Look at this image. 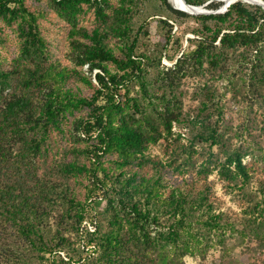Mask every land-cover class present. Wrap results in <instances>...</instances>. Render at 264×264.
<instances>
[{
    "label": "trees",
    "instance_id": "16d2710c",
    "mask_svg": "<svg viewBox=\"0 0 264 264\" xmlns=\"http://www.w3.org/2000/svg\"><path fill=\"white\" fill-rule=\"evenodd\" d=\"M46 1L69 28L66 63L52 59L45 14L27 0H0L18 39L12 60L0 58V264H183L213 236L224 244L236 225L203 183L217 170L244 189L252 152L226 149L223 162L210 153L198 170L193 153L196 144L225 145L221 81L242 83L249 105L264 109V9L238 2L225 14L191 16L169 0L152 8V0ZM152 22L163 41L150 48ZM189 79L202 83L199 105L185 112ZM182 125L193 132L189 145L175 130ZM161 142L171 147L167 161L149 153ZM177 176L184 182L171 181ZM84 181L81 200L75 185ZM262 190L238 225L249 252L264 247Z\"/></svg>",
    "mask_w": 264,
    "mask_h": 264
},
{
    "label": "rangeland",
    "instance_id": "374dc122",
    "mask_svg": "<svg viewBox=\"0 0 264 264\" xmlns=\"http://www.w3.org/2000/svg\"><path fill=\"white\" fill-rule=\"evenodd\" d=\"M27 2L30 4L32 11L41 15L45 14L44 17L40 18L39 24L42 34L50 46L52 59L54 61L61 60L63 63L68 62V26L49 7L46 0H42L39 3L34 2V0H27ZM154 4L155 0H152L150 8ZM192 23L193 21L189 22V24ZM150 29L148 45L150 48H153L154 45L161 43L163 40L159 36L155 22H152ZM15 30V25L11 27L0 18V58L6 63L12 60L10 55L14 53L18 44ZM187 38H193V35L188 34ZM162 64L171 65L166 59L163 60ZM109 68L115 70L113 65H109ZM201 83L198 79L184 81L182 90L185 93V98L183 99L185 112L199 105L198 101H195L196 95L195 98L193 96ZM235 87V90L231 89L226 81H221L217 84L219 95H224V97H221V103L218 105L222 112V118L219 119L218 127L219 132L224 135L225 145L211 147L209 144H196V152L193 153V156L197 161L198 170L210 153L213 154L215 162H223L225 157L224 151L226 149H244L252 152L251 155L245 158L244 163L248 166L252 165L255 168V174L250 184L244 189L241 187V184L237 188L230 186L226 180L220 177L217 170L209 176L206 183H203L210 187V202L214 205L216 212L221 213L224 219L236 226L230 229L231 231L229 230L230 233H227L228 235L225 238L224 244L216 242L218 239L216 236H213L214 242L206 244L203 254L199 253L196 256H187L183 264H264V247L256 244L254 246L251 245L252 252H249L245 247V241L238 233L240 230L238 225L246 215L250 214V206L254 204L255 200H259L263 196L264 161L259 156L264 153V109L257 105H249V101L244 97L246 92L242 83L236 82ZM83 88L86 94H91V91L87 87ZM77 116H86V112L79 113ZM217 117L218 113L214 115V120ZM175 130L182 134L183 140L181 142L189 145L193 135L191 129L187 125H182L176 127ZM149 153L152 157L167 161L172 151L171 147L167 151L165 143L161 142L151 147ZM182 157L184 158L185 156L183 155ZM112 159H115V157L109 156L104 158L107 166L113 165ZM196 171H193L192 174L194 176L192 179L197 178ZM192 179L189 176L186 177V180L189 182ZM171 181L184 182V179L177 176L175 180ZM86 184L87 181H84L81 184L75 185L77 187L78 198L81 200H84L86 195L84 186ZM104 205L105 203L102 204V207Z\"/></svg>",
    "mask_w": 264,
    "mask_h": 264
},
{
    "label": "water",
    "instance_id": "95a60500",
    "mask_svg": "<svg viewBox=\"0 0 264 264\" xmlns=\"http://www.w3.org/2000/svg\"><path fill=\"white\" fill-rule=\"evenodd\" d=\"M182 1H183L184 5L187 8L192 9V11H184V10H180V11H182L188 15H191V16L225 14L228 12L229 8L232 6L228 0H221V2H223V5L221 6V8L216 10V11H213V10H208L206 7L207 5L196 7V6L189 5L185 0H182ZM250 5H252V4H250ZM175 9H177V8H175ZM177 10H179V9H177Z\"/></svg>",
    "mask_w": 264,
    "mask_h": 264
},
{
    "label": "bare ground",
    "instance_id": "6f19581e",
    "mask_svg": "<svg viewBox=\"0 0 264 264\" xmlns=\"http://www.w3.org/2000/svg\"><path fill=\"white\" fill-rule=\"evenodd\" d=\"M173 6L179 10H184V11H192V9L187 8L182 0H170ZM231 5L238 3V2H243L244 4H252V5H257L261 6L264 9V0H228Z\"/></svg>",
    "mask_w": 264,
    "mask_h": 264
}]
</instances>
